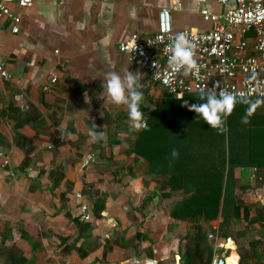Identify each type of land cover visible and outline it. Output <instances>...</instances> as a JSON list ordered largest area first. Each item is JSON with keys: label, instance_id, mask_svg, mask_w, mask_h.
<instances>
[{"label": "crops", "instance_id": "0c3cea01", "mask_svg": "<svg viewBox=\"0 0 264 264\" xmlns=\"http://www.w3.org/2000/svg\"><path fill=\"white\" fill-rule=\"evenodd\" d=\"M9 7L21 20L0 19V61L11 75H0V152L10 162L4 169L0 158V264H181L182 240L196 222L215 236L214 257L231 261L236 255L239 264L236 241L214 233L224 222V198L212 221L172 215L202 181L222 178L214 174L217 129L200 115L187 123L191 116L181 120L174 112L179 119L169 133L176 148H185L183 159L161 155L154 160L161 173L153 174L146 158L129 151L158 105L163 118L168 103L195 95L175 99L119 51L124 41L154 35L164 9L176 31H204L211 26L201 10L219 13L223 6L217 0H34ZM126 70L143 75L140 108L147 126L139 131L130 127L127 106L114 104L105 86L107 73ZM94 130L105 138L94 141ZM89 155L94 159L85 165ZM246 159L232 171L238 188L228 174L224 186L226 211L233 200L243 201L236 226L246 233L244 243L256 233L250 244L264 240V228L250 224L257 216L252 206L264 205V180L242 182V170L252 166ZM172 176L184 189H162ZM99 200L105 209L96 218L92 209ZM83 204L93 220L81 229L73 220L80 219ZM245 207L251 209L248 219Z\"/></svg>", "mask_w": 264, "mask_h": 264}, {"label": "built area", "instance_id": "2783aa9c", "mask_svg": "<svg viewBox=\"0 0 264 264\" xmlns=\"http://www.w3.org/2000/svg\"><path fill=\"white\" fill-rule=\"evenodd\" d=\"M34 0H0V19L8 18L18 25L20 17L9 7L16 3L20 7L30 6ZM199 3L205 0H197ZM224 10L214 13L208 8L201 10V16L210 24V29L194 31L182 29L176 31L172 24L171 12L164 9L159 14L158 28L154 35L145 39H129L119 46L129 62L145 72L153 83L160 85L170 96L177 99L189 95H200L201 88H215L229 92H243L251 99H264V84L258 90L251 78L255 73L257 80L264 82V0H217ZM18 32V28L14 29ZM186 33L189 39L197 44L196 59L200 67L199 73L185 76L183 69L173 73L168 67L171 54L165 49L171 44L177 33ZM150 42V44L148 43ZM56 54H59L57 51ZM159 72V78L154 77ZM0 75L9 80L11 75L0 61ZM57 78H52L55 84ZM182 100V99H179ZM3 159L1 167L8 168L10 162L0 152ZM94 157L89 155L85 165ZM252 179L264 180V168H253ZM80 220L91 222L93 215L87 204L81 206ZM208 238L213 241L211 233ZM139 264H157L155 261L136 262ZM212 264H237L230 257L216 255Z\"/></svg>", "mask_w": 264, "mask_h": 264}, {"label": "trees", "instance_id": "16d2710c", "mask_svg": "<svg viewBox=\"0 0 264 264\" xmlns=\"http://www.w3.org/2000/svg\"><path fill=\"white\" fill-rule=\"evenodd\" d=\"M190 98L197 100L200 99V95H195ZM158 106L153 115L148 119V130L142 131L138 135L132 149L129 151L130 154H137L142 158H146L151 164V172L156 175H159L161 172L159 169H156V166L159 164L155 163V159L160 161L161 155L166 156L168 159V155L173 149L178 150V158H180L183 157V150L185 149L184 147L176 148L175 141L170 138V127L175 125V119H179L174 114L175 111L168 107L165 109L163 119L160 118ZM247 107L248 105L246 104H237L231 114L233 117L228 118L229 126H227V133H220L216 130L215 134L217 135L215 139L213 137L212 143H214L216 149L214 174L222 178H212L202 181L200 191L188 193L181 201L173 206L172 212L173 217L176 219H188L196 222L198 218L204 217L206 220L212 221L218 217L222 210L221 202L224 198L222 211L224 222L221 223L218 231L214 230V233L216 232L223 239L233 238L236 243L246 235L245 232L236 230V225L240 221L243 201H240V198L235 199V201L233 200L232 206L226 211L228 187L224 186V176L228 174L230 184L236 186L237 180L232 171L235 167H243L244 158H247L246 165L250 164L255 166L254 168H264V105L257 108L254 115L249 117L250 123L244 124L241 121L242 117H244L243 114L245 115L246 113ZM170 118L171 120L168 122ZM180 118L182 120V117ZM185 122L192 123V120L191 118L186 119ZM226 134L229 136V139L226 138ZM245 147L247 150L244 149ZM176 182V177L172 176L168 184L163 186L162 189L164 191L170 190V192L184 189V187H176ZM170 183L171 185H169ZM236 188L238 187L236 186ZM246 188L244 187V189ZM104 209L105 205L103 201L99 200L95 202L92 209L94 216L100 218ZM252 209L255 210L257 216L250 220V224H259L264 228V205L257 203L252 206ZM250 211V207L244 208L246 219L249 218ZM73 221L79 228H85L86 222L84 223L79 218ZM193 224L182 240L183 246L180 251V262L181 264H212L215 255L213 242L209 240L207 230L201 223L196 222ZM250 224L249 226H251ZM263 247L264 240L263 238H259L258 240L250 242V247L247 252L244 253L240 248L241 254L239 256L241 260L239 264H264Z\"/></svg>", "mask_w": 264, "mask_h": 264}, {"label": "clouds", "instance_id": "9594fccd", "mask_svg": "<svg viewBox=\"0 0 264 264\" xmlns=\"http://www.w3.org/2000/svg\"><path fill=\"white\" fill-rule=\"evenodd\" d=\"M150 44V42H148ZM197 44L194 39H189L186 33H177L172 40L171 44L165 49L166 52L171 54L168 57V67L173 73H179L183 69L185 76L190 73H199L201 65L198 64L196 59ZM154 77L159 78V72ZM143 75L137 71L135 73L126 70L123 74L115 71L107 73L106 76V90L107 94L111 97L114 104L125 105L128 109V117L130 127L133 130L139 131L145 128L146 122L144 121V113L140 108L141 103L144 101V93L141 90L143 84L141 83ZM255 81V86L258 90L262 88L261 82L257 80L255 73L251 78ZM218 83L215 88H201L200 100L204 103H197L189 105L184 101V106L189 110L196 112L204 121L220 133L227 131L225 127L226 117L231 116L237 104L248 105L242 123H250L249 117L254 115L257 108L264 105V99L252 100L248 95L243 92L235 93L220 89L217 92ZM177 99H183V94L177 95ZM71 133L68 134L71 138ZM91 137L94 141L104 139L105 134L103 131L94 130L91 132ZM174 158L179 157V152L176 149L172 150Z\"/></svg>", "mask_w": 264, "mask_h": 264}, {"label": "rangeland", "instance_id": "374dc122", "mask_svg": "<svg viewBox=\"0 0 264 264\" xmlns=\"http://www.w3.org/2000/svg\"><path fill=\"white\" fill-rule=\"evenodd\" d=\"M192 100L194 101V99H192ZM192 100L187 101L189 105L194 104ZM198 100H200V99H198ZM190 101H192V102H190ZM168 104L170 105L169 107L171 109H173L175 111V114L178 115L179 117H182V116L187 117L188 116L190 118V116H191L192 120L196 119V121H198V114L196 112H194V111L189 110L188 107L184 106V103L173 100V101H171ZM243 116H244V114H243ZM231 117H233V115L230 116V117H226L225 118L226 119V123H225L226 124V128H228L227 126H229L228 125L229 124L228 118H231ZM224 133H227V132H224ZM226 138L229 139V136L227 134H226ZM245 168H246V170H244V173H243V170L241 172L242 173V179H241L242 182H243V179L245 180V182H248L250 176L252 175V171H253V167L252 166H246ZM240 194L241 195H238V196L239 197H243V191L242 190H241ZM236 229H237V226H236ZM251 229H252V227H251ZM252 234H253L252 237H248V241L246 243H244L243 239L239 240V242L237 243L238 248H239L238 249V253L239 254H241V249L244 251V253L247 252V250L249 249L250 244L248 242L250 240L254 239L256 233H252ZM229 246L230 247H234V246H231V244H229ZM262 249H264V247ZM231 261L234 262V263H237L236 255H233Z\"/></svg>", "mask_w": 264, "mask_h": 264}]
</instances>
